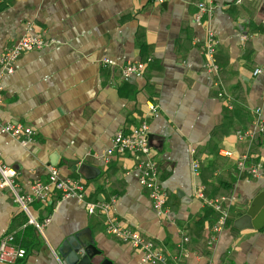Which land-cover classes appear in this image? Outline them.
<instances>
[{"label": "crops", "instance_id": "obj_1", "mask_svg": "<svg viewBox=\"0 0 264 264\" xmlns=\"http://www.w3.org/2000/svg\"><path fill=\"white\" fill-rule=\"evenodd\" d=\"M201 1L208 0H0V56L29 22L51 41L24 52L3 78L2 121L31 126L38 136L23 145L0 131L1 161L18 171L25 190L47 182L54 165L62 178H81L93 200L117 195L113 210L120 222L179 264H264V224L251 227L241 218L246 204L264 191V137L249 145L236 136L253 123L255 108L264 107V0H212L211 13L197 22ZM210 29L219 41L221 86L206 71L202 53ZM149 57L144 72L121 75L128 61ZM148 102L158 109L149 118L150 146L168 192L169 213L163 217L141 186L131 154L110 162L96 156L117 133L139 124ZM247 152L248 164H261L257 177L238 169L236 160ZM226 180L233 186V216L209 244L214 221L202 215L200 193L207 186L208 197L219 196ZM59 195L51 197V211L40 202L30 205L35 218L51 221L42 240L33 241L15 264H62L55 254L61 249V259L67 258L79 243L75 234L85 241L92 236L108 264H145L141 251L108 234L105 220L92 216L84 202ZM26 215L11 190L0 187V239L23 230ZM188 233L191 242L185 244ZM28 234L33 240L31 227Z\"/></svg>", "mask_w": 264, "mask_h": 264}, {"label": "built area", "instance_id": "obj_2", "mask_svg": "<svg viewBox=\"0 0 264 264\" xmlns=\"http://www.w3.org/2000/svg\"><path fill=\"white\" fill-rule=\"evenodd\" d=\"M158 3H163L169 0H155ZM242 0H238L241 2ZM207 2H201L198 5L199 11L195 15L197 22L202 21L203 15L211 13L212 6ZM33 24L27 23L26 32L15 42L9 45L0 56V113L4 102V85L3 78L6 74L12 73L15 70V64L19 57L26 51L41 50L46 47L51 41L32 30ZM244 39L246 38L243 37ZM219 41L216 33L213 30H208L204 44L202 45V53L206 58L205 68L208 73L213 76H219L220 66L216 58V51ZM151 57L144 61H128L120 67V73L123 77H129L136 73L145 71ZM109 63V60H104ZM261 69H255L254 73L258 74ZM148 112L145 117L136 126L128 130H123L117 133L112 141L111 146L101 155L96 156L103 159L105 162H110L113 157L120 154H131L136 160V166L139 171V182L141 186L147 190L151 200L152 207L159 217L168 215V192L160 179V168L157 158L153 155L150 146V121L153 115L158 112L155 104L148 102ZM253 123L246 129H239L236 132L239 141L247 142L249 145L257 140L258 136L264 135V107H257L254 110ZM0 131L20 140L23 145H27L34 141L38 136V131L31 126L21 123L4 122L0 117ZM221 154L231 156V152L222 149ZM250 161V153L247 152L237 159V165L240 173H246L253 177H257L260 173L261 164L259 162ZM194 171H199V164L194 162ZM0 187L9 188L15 198V201L20 204L22 209L28 216L27 222L23 227L28 225L34 226L36 230L43 235L44 228L50 223L51 217L47 216L39 220L33 216L30 210V205L35 202H40L42 205H47L53 196L54 192L60 194L59 198H77L85 203L90 214L99 212L104 216L106 232L115 238L129 243L133 248L141 251V261L145 264H179L177 257H170L161 247L155 242L144 236L139 230L123 225L117 216L114 214L113 207L117 201V197H111L107 201H87L86 186L81 178L65 177L62 178L59 174V169L52 165L48 170L47 182L36 181L31 184L28 190L23 189L18 182V171L9 167L1 161L0 156ZM200 196H203L200 193ZM215 208L220 211V216L217 222L213 225V234L210 237L209 244H213L217 236L226 227V222L230 212V204L227 208H223L219 202L211 201ZM188 237H183V242L187 241ZM27 255L25 248L21 247L16 242L15 232L8 233L0 239V263L15 264ZM57 255V254H55Z\"/></svg>", "mask_w": 264, "mask_h": 264}, {"label": "trees", "instance_id": "obj_3", "mask_svg": "<svg viewBox=\"0 0 264 264\" xmlns=\"http://www.w3.org/2000/svg\"><path fill=\"white\" fill-rule=\"evenodd\" d=\"M201 2H199V3H201ZM198 11H199V8H198L197 12ZM219 76H220V70H219ZM215 82H216V85L217 86H221L218 77H216V81ZM144 117H145V114L143 115L142 118H144ZM246 128L247 127L240 128V129H246ZM262 137H264V135L258 136L257 140L254 141L253 144H258L259 143V139H261ZM250 155H251V152H250ZM197 161H198V164H199V167H200V162H199V160H197ZM226 181H227V184L224 185L225 186L224 187L225 188V193H222V194H220L219 196H216V197H208L207 196V194H206L207 193V186H205V187L202 188V194H203L202 197L204 198V203H205L204 204V212L202 213V215L207 216L209 219H211L212 221H214V224L217 222V220H218V218L220 216V211H218L215 208V206L211 203V201L219 202L222 205L223 208H227L229 206V204H230L229 202H230V199H231L232 194H233V186H232V183H230L228 180H226ZM113 196L114 197H117V195H112V197ZM86 200L87 201L97 202L96 200H93L91 197H89V190H88L87 195H86ZM54 204H55L54 201L53 200L52 201L50 200V202L48 203V205L44 206V208L46 207L45 209H48V211H51V209L54 206ZM249 204H250V202H248L246 204V206L244 207L245 210L243 208L244 212H246ZM233 212L234 211L232 210V208H230V212H229V216H228V219H227V222H226V226L228 225L230 219L232 218ZM49 213L50 212H47V214H49ZM95 214H97L99 217H101V219L104 220V216L102 214H100L99 212H95V213L92 214V216L95 215ZM27 220H28V216L26 215V220L23 222V224L21 226H23L27 222ZM30 227L33 229V233H34L33 234V240L31 239V237L28 234L29 233V230H30ZM212 234H213V230H212V227H211V229H210V231L208 233L207 243H209V239H210V237H211ZM15 235H16V242L21 247H23V248L26 249L27 254H28V252L30 251V249H31V247L33 245V241H36L37 243H39L42 240L41 234L36 230V228L34 226H30V225H28L27 227L23 228V230L18 231ZM184 237H188V240L184 242L185 244L191 242V237H190L189 233H188V235L186 234ZM30 242H32V243H30ZM157 246H159V245H157ZM162 249L167 253V251L164 248H162Z\"/></svg>", "mask_w": 264, "mask_h": 264}, {"label": "water", "instance_id": "obj_4", "mask_svg": "<svg viewBox=\"0 0 264 264\" xmlns=\"http://www.w3.org/2000/svg\"><path fill=\"white\" fill-rule=\"evenodd\" d=\"M247 218L251 227L259 228L264 224V191L255 195L246 210V213L241 218ZM74 238H77L79 243L74 244ZM69 237L67 241H71L74 246L67 258L64 257V250L56 252L62 264H108V259H103L102 251L95 246V241L92 236L88 241L82 240L79 234Z\"/></svg>", "mask_w": 264, "mask_h": 264}]
</instances>
